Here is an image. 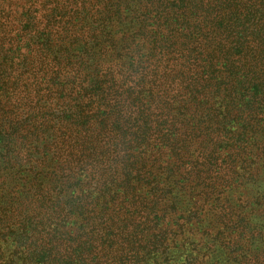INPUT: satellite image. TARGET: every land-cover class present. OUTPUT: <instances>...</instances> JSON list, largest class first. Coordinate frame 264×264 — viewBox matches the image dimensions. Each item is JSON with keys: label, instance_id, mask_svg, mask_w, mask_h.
Returning <instances> with one entry per match:
<instances>
[{"label": "trees", "instance_id": "16d2710c", "mask_svg": "<svg viewBox=\"0 0 264 264\" xmlns=\"http://www.w3.org/2000/svg\"><path fill=\"white\" fill-rule=\"evenodd\" d=\"M0 264H264V0H0Z\"/></svg>", "mask_w": 264, "mask_h": 264}]
</instances>
